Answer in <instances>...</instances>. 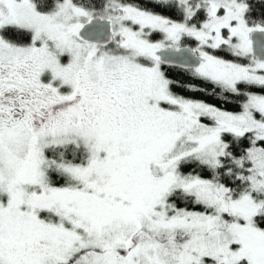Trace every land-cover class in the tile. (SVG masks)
I'll return each instance as SVG.
<instances>
[{
    "label": "snow or ice",
    "instance_id": "obj_1",
    "mask_svg": "<svg viewBox=\"0 0 264 264\" xmlns=\"http://www.w3.org/2000/svg\"><path fill=\"white\" fill-rule=\"evenodd\" d=\"M0 264H264V0H0Z\"/></svg>",
    "mask_w": 264,
    "mask_h": 264
}]
</instances>
